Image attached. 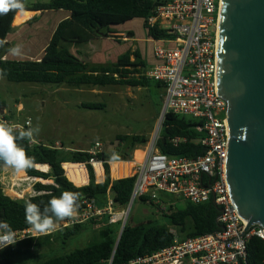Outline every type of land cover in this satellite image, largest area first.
I'll list each match as a JSON object with an SVG mask.
<instances>
[{
	"label": "trees",
	"instance_id": "obj_1",
	"mask_svg": "<svg viewBox=\"0 0 264 264\" xmlns=\"http://www.w3.org/2000/svg\"><path fill=\"white\" fill-rule=\"evenodd\" d=\"M169 1L171 0H52L50 3L38 2L29 6L26 5V0H22L25 11L41 14L48 11H62L69 15L58 23L44 55L39 59L6 58L8 37L14 31L19 13L18 10H13L0 15V39L7 41L3 47H0V70H3L0 77L13 83L68 85L72 88L150 87L154 83L157 88L164 90L160 83L144 75L147 66L142 61L140 51L132 53L128 49L116 63L93 64L79 57L81 56L79 49L75 53L71 48L80 47L100 37L114 38L121 44L122 41L113 34L117 33L119 27H124L136 19L143 20L148 39L158 40L164 34L157 28L150 29L147 19L153 15L157 6ZM127 34L133 36L131 31ZM131 56H135L136 63L131 61ZM123 60L127 63H122ZM0 106L6 109V104L1 99ZM82 108L102 110L105 105L84 103ZM5 117L7 120H14L12 116ZM24 119L23 117L21 120ZM200 125L201 123L196 120H188L185 116L168 113L163 119L158 149L169 157L197 158L204 155L206 149L200 143L204 137L198 131ZM178 138L180 141L175 142ZM118 140L121 142L120 146L129 144L128 152L120 156L121 161H131L132 152L150 141L143 135L118 136ZM18 143L26 150L27 155L33 158L34 167L27 170L26 174L44 180L53 178L54 182L52 184L38 182L34 186L37 194L20 200L6 195L0 181V221H7L14 231L29 228L25 220L27 201L38 204L43 210L50 199L59 197L64 191L81 193L77 203L83 199H91L101 208L106 206L108 195L114 199L115 209H127L130 204L136 176L112 180L111 167L108 163L110 156L107 153L102 151L98 155V158L105 162V181L97 183L95 170L88 164L89 183L78 187L67 177L63 164L88 163L91 158L88 151L67 152L53 144L31 145L27 139ZM39 165H48L50 171L38 170L37 166L45 169L47 167ZM1 166L3 165L0 164V168ZM140 200L160 208L151 195H146ZM162 211L165 213L164 210ZM165 215L169 219V224L144 221L134 226L131 225L129 215L120 237L122 221L111 223V216L107 214L85 224L63 228L48 236L17 242L0 251V264H28V262L30 264H127L139 256L152 254L171 245L174 240L172 229L178 231L182 240L211 234L221 229L217 220L220 208L212 202L196 205L185 200L183 207L171 205ZM89 228L96 232V238L92 243L68 254H55L56 251L53 249L55 244L66 245ZM47 249H50L51 253H44ZM248 264H264V241L258 237H253L248 245Z\"/></svg>",
	"mask_w": 264,
	"mask_h": 264
},
{
	"label": "built area",
	"instance_id": "obj_2",
	"mask_svg": "<svg viewBox=\"0 0 264 264\" xmlns=\"http://www.w3.org/2000/svg\"><path fill=\"white\" fill-rule=\"evenodd\" d=\"M221 7L222 0H171L157 6L153 15L147 19L150 29L157 28L164 34L158 40L150 39L155 45L156 63L145 74L164 87L161 117L164 119L168 113H174L192 116L201 123L198 131L204 135L200 143L206 153L197 158L169 157L161 153L158 142L162 126L157 127L143 161L133 169L136 183L131 199L133 204L136 199L151 195L159 203V194L164 193L196 205L212 202L220 208L217 220L221 229L185 240L172 229L174 240L171 245L152 254L139 256L127 264H248V245L251 239L258 237L264 241V238L256 234L258 228L255 226L247 230L248 223L240 216L233 202L227 179L230 141L228 102L217 93ZM0 122L15 126V132L18 133L33 127L30 117L15 121L3 119L0 114ZM179 141V138L175 140ZM30 143L38 144L39 141L34 137ZM101 147L100 143H96L88 151L91 155L88 163L68 162L66 165L80 170L87 169L88 164L94 170L97 165L104 166L105 162L98 158L102 152ZM108 163L112 162L108 160ZM65 170L69 172L68 168ZM42 181L29 176L19 180L16 183L17 196L24 200L36 195L34 186ZM114 209L115 202L111 195L107 196L104 208L99 207L95 200L83 199L78 203L77 215L59 222L55 231L38 237H33L28 228L15 231L17 242L48 236L107 214L111 216L110 222L116 223L118 219ZM21 236L24 239H19Z\"/></svg>",
	"mask_w": 264,
	"mask_h": 264
},
{
	"label": "rangeland",
	"instance_id": "obj_3",
	"mask_svg": "<svg viewBox=\"0 0 264 264\" xmlns=\"http://www.w3.org/2000/svg\"><path fill=\"white\" fill-rule=\"evenodd\" d=\"M51 1L26 0V5L30 6L38 2L50 3ZM31 13V18L29 17L30 19L28 18L22 27L14 28V31L9 35L8 48L19 44L22 45V51H24L25 46L23 44L31 40L35 45H38L40 50L43 49L49 41L51 30L58 22L69 15L62 11H48L44 14L40 12ZM16 20L22 21L17 18ZM130 28L136 33L137 37L140 36L144 28L143 20H133L124 27H119L118 30H129ZM127 36L129 37L128 34ZM94 45L104 46L103 43L99 42L94 43ZM117 48V53L123 55L128 49L132 48V44H122ZM28 54L23 52V56H29ZM6 58L22 59V57H13L7 54ZM84 61L87 62L86 58H84ZM122 63L126 64L127 62L123 60ZM164 93L163 89L157 88L154 84L150 87L82 86L72 88L68 85L13 83L0 77V99L5 102L7 107L5 115L8 118L12 116L14 120L30 117L33 121V128L37 125L40 128V132L35 138L39 141L38 144H53L58 148L63 145L65 149L88 151L96 143H100L101 150L110 156L109 162H114L116 157L120 158L128 152L129 144L120 146L121 142L118 140V136L143 135L148 137L149 143L145 146H139V149L132 152V160L125 162L137 163L143 159L144 151L146 153V150H148L160 124L162 107L164 106ZM84 103L104 104L105 108L102 110H88L82 108ZM185 118L195 120L192 116H186ZM64 148L63 150H65ZM39 169L41 171L45 170L44 167H39ZM26 176H28L26 173L14 175L11 169L0 168V179L5 177L7 181L11 182L6 194L15 199H20L16 194V181L24 180ZM51 181L52 179L45 180V183ZM19 194L22 193L19 192ZM24 195L27 196L26 192H24ZM158 204L160 208L136 199L129 214L131 225L134 226L144 221L169 224V219L165 213L168 212L171 205L179 208L183 207L185 200L160 193ZM126 210L114 209V213L123 217ZM173 230L178 232L176 229ZM95 238V230L89 228L66 245L55 244L53 249L57 255L68 254L89 245ZM44 253L49 254L51 250L47 249Z\"/></svg>",
	"mask_w": 264,
	"mask_h": 264
},
{
	"label": "water",
	"instance_id": "obj_4",
	"mask_svg": "<svg viewBox=\"0 0 264 264\" xmlns=\"http://www.w3.org/2000/svg\"><path fill=\"white\" fill-rule=\"evenodd\" d=\"M217 93L228 102L227 179L249 230L264 221V0H222ZM0 114L5 119L1 106ZM162 123L163 116L158 128ZM131 206L121 218L120 237Z\"/></svg>",
	"mask_w": 264,
	"mask_h": 264
},
{
	"label": "clouds",
	"instance_id": "obj_5",
	"mask_svg": "<svg viewBox=\"0 0 264 264\" xmlns=\"http://www.w3.org/2000/svg\"><path fill=\"white\" fill-rule=\"evenodd\" d=\"M13 10H18L19 14L25 12L22 0H0V15H5ZM6 43V40L0 39V47ZM6 53L13 57H21L23 56L22 45L10 47L6 49ZM2 74L3 70H0V75ZM39 132L40 128L37 125L35 128L29 127L27 131H20L17 135L15 126L0 122V164L5 170L11 169L14 175H21L34 167L33 158L27 155L26 150L18 141L27 139L32 142ZM80 196L79 192L64 191L59 197L50 199L43 210L38 204L27 201L25 204V220L29 225L27 230L32 233L33 237L47 235L55 231L59 227V222L77 215V201ZM255 227L258 228L256 234L264 238V221H256ZM19 239H24V237L21 236ZM17 240V233L10 224L7 221H0V249L15 245Z\"/></svg>",
	"mask_w": 264,
	"mask_h": 264
},
{
	"label": "crops",
	"instance_id": "obj_6",
	"mask_svg": "<svg viewBox=\"0 0 264 264\" xmlns=\"http://www.w3.org/2000/svg\"><path fill=\"white\" fill-rule=\"evenodd\" d=\"M25 22L26 21H17L16 20V27L15 28L18 29L19 27H22ZM58 23L54 27V29L51 30L49 41H50L55 29L57 28ZM130 31L133 32V36H129L128 37L127 36V32H130ZM113 36L116 37L118 40L122 41V43L121 44L117 43L114 38L100 37V38L94 39V40L86 43L85 46H83V47L82 46H80V47L73 46L71 49L75 53H76V50L79 49V51L81 53V56H79V57L81 59L86 58L88 63L107 64V63H116L117 60L119 59V57L122 56V54H118L117 53V50H118L117 46H122V44L131 43L132 44V48L129 49V50H131L132 53L136 52V51H140V53L142 54V61L145 62L146 66H147L146 67L147 68L146 72H148L149 69L156 63V59H155V56H154V43L152 41H150V39H148V36H147L145 28L142 29L141 35L138 36V37L136 36V33L131 28L129 30H118L117 33L113 34ZM48 42H47V44H48ZM96 42L103 43L104 46L94 45V43H96ZM47 44H46V46H47ZM23 45L25 46V48H23L24 49L23 52L29 53L28 54L29 56H21L22 59H39L45 53L46 46H44L43 49L40 50L38 48V45H35V43L33 41H31V40L27 41ZM31 53H34V54H31ZM135 59H136L135 56H131V61H134ZM155 85L156 84H154V86ZM6 111H7V107L5 109V113H6ZM161 129H162V127H161ZM59 148L63 149L64 146L61 145V147H59ZM65 150L66 151H78V150H73L71 148H66ZM144 154H145V151H144ZM143 159H144V157H143ZM143 159L140 162H142ZM118 162H121V161H118ZM140 162L135 163V166L138 163H140ZM66 164L67 163L63 164L64 169L67 168V166H68ZM41 166H47L46 169L43 172H49L50 171V167L48 165H41ZM1 167L4 168L3 166H1ZM110 167H111L112 180H118V179L130 177V176H134V172L132 170V174L130 176H125V177H122V178H114L112 176L113 175V166L110 165ZM37 169L40 170L38 166H37ZM95 173H96V182L97 183H102V182L105 181V171H104V166L103 165H101V166L97 165L96 168H95ZM68 174H69V172L67 173V171H66V175L69 178V180L72 181L78 187L87 185L89 183V173H88L87 169L81 170L82 178L85 180L84 183H81V184H78L74 179H71ZM50 179H52L51 182L45 183V180L43 179L42 183L43 184H52L54 182V179L53 178H50ZM0 181H1L2 185H3V187H4L5 193L8 192V190H7L8 187L7 186H9V184H11V182L7 181L5 177H1ZM20 181H22V180H20ZM16 182H18V181H16ZM6 195H8V194H6Z\"/></svg>",
	"mask_w": 264,
	"mask_h": 264
},
{
	"label": "bare ground",
	"instance_id": "obj_7",
	"mask_svg": "<svg viewBox=\"0 0 264 264\" xmlns=\"http://www.w3.org/2000/svg\"><path fill=\"white\" fill-rule=\"evenodd\" d=\"M32 13L30 11H25L23 14H19L16 18L21 19L22 21H26ZM36 138V136H35ZM122 145V144H121ZM113 168V177L114 178H122L125 176H129L132 173V170L135 166L134 162H118L114 161L111 163ZM77 167V166H76ZM69 170V177L74 179L78 184L84 183V179L82 178L81 170L78 168L71 169V166H67ZM86 177V176H85ZM118 220L122 218V215H117Z\"/></svg>",
	"mask_w": 264,
	"mask_h": 264
}]
</instances>
